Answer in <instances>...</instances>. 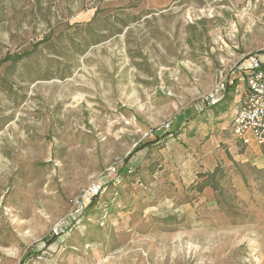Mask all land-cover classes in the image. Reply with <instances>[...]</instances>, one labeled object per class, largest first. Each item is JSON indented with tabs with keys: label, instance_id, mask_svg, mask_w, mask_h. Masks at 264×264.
<instances>
[{
	"label": "rangeland",
	"instance_id": "obj_1",
	"mask_svg": "<svg viewBox=\"0 0 264 264\" xmlns=\"http://www.w3.org/2000/svg\"><path fill=\"white\" fill-rule=\"evenodd\" d=\"M261 49L264 0H0V264H264V147L202 100ZM216 165L219 203L190 189ZM93 181L108 217L58 244Z\"/></svg>",
	"mask_w": 264,
	"mask_h": 264
},
{
	"label": "built area",
	"instance_id": "obj_2",
	"mask_svg": "<svg viewBox=\"0 0 264 264\" xmlns=\"http://www.w3.org/2000/svg\"><path fill=\"white\" fill-rule=\"evenodd\" d=\"M235 73L236 77L229 80L225 68L222 67L218 72L217 82L202 100L207 107H216L225 99L228 87H232L234 95L240 96L238 109L231 121L233 136L244 146H249L253 141L256 145L264 147V49L248 54L236 68ZM168 127L169 125H165L164 128ZM105 172L113 175L110 185H117L120 182V175L114 168H108ZM107 183L93 181L81 196L69 199L67 213L52 224L49 236L59 241L58 244L63 243L80 223L89 220L90 217L85 215V210L94 199L99 202L98 205H102V216L105 218L108 205L112 204L117 196V193H113L111 200L107 203L101 202ZM59 248L60 250L56 249V252L63 250L62 247ZM45 258L46 252L38 253L28 264H41Z\"/></svg>",
	"mask_w": 264,
	"mask_h": 264
},
{
	"label": "trees",
	"instance_id": "obj_3",
	"mask_svg": "<svg viewBox=\"0 0 264 264\" xmlns=\"http://www.w3.org/2000/svg\"><path fill=\"white\" fill-rule=\"evenodd\" d=\"M21 58H22V56L16 54V55L8 56L7 58L4 59V62H7V61L16 62ZM210 108H212V107H210ZM133 174H134L133 171L124 172L120 176V185L122 186L123 181H126L127 177H131L132 182L134 184L136 183L140 186L142 183L140 182L139 179H135L133 177L134 176ZM226 177L227 176H226L224 170L222 169V167H220L219 165H216L211 171L209 169L198 171L196 173L195 180L192 181L190 189L194 190V192H197L199 194H201L205 189H210L214 193V199H215L216 203H219L220 198H221L222 193H223V185L222 184L227 182ZM123 184H125V183H123ZM138 185H136V186H138ZM114 193H117V192L114 191ZM104 195H105V193H103V196ZM110 197L112 198L113 194H111ZM105 201H107V200H105ZM108 215H109V210L107 209L105 216L108 217ZM100 217H102V215Z\"/></svg>",
	"mask_w": 264,
	"mask_h": 264
},
{
	"label": "crops",
	"instance_id": "obj_4",
	"mask_svg": "<svg viewBox=\"0 0 264 264\" xmlns=\"http://www.w3.org/2000/svg\"><path fill=\"white\" fill-rule=\"evenodd\" d=\"M229 99L230 102L228 103V105H226V100ZM240 100V96L239 95H234L233 93V88L232 87H228L227 89V93L225 96V99L223 100V102L221 104H219L216 107H220L217 108V110L212 107L211 111L208 112H212V116L215 117V120H218L220 122V124H218L220 127L223 128V130H227L228 127L231 128V121L233 116L235 115L237 109H238V102ZM223 103L225 104L224 107ZM220 110V111H219ZM219 111V112H217ZM232 131V129H231ZM225 134H227L228 137H230V132L229 131H225ZM131 185H122V189H126ZM133 186V185H132ZM125 191V190H124ZM107 191H105L106 193Z\"/></svg>",
	"mask_w": 264,
	"mask_h": 264
}]
</instances>
